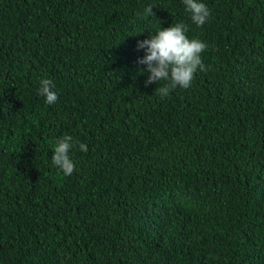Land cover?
<instances>
[{
    "label": "trees",
    "instance_id": "1",
    "mask_svg": "<svg viewBox=\"0 0 264 264\" xmlns=\"http://www.w3.org/2000/svg\"><path fill=\"white\" fill-rule=\"evenodd\" d=\"M200 2L0 0V264H264V0ZM176 23L207 70L161 99L137 44Z\"/></svg>",
    "mask_w": 264,
    "mask_h": 264
},
{
    "label": "clouds",
    "instance_id": "2",
    "mask_svg": "<svg viewBox=\"0 0 264 264\" xmlns=\"http://www.w3.org/2000/svg\"><path fill=\"white\" fill-rule=\"evenodd\" d=\"M185 10L190 13L192 22L199 28L205 25L211 15L207 5L200 0H182ZM145 12L153 16L152 7H147ZM183 23H176L168 28L159 27L155 34L137 44V50H143L144 56L138 59L139 65L146 66L149 73L146 85L166 81L162 87L156 88V93L163 99L176 88L188 89L191 87L198 70L206 71L202 54L207 51L208 45L199 38H189ZM38 94L45 97V103L53 105L58 100L54 91L55 85L51 79L40 80ZM79 150L87 153L88 148L84 143H79ZM75 147L73 138L64 135L57 139L52 148L51 164L58 168L64 176H70L75 165L70 158V151Z\"/></svg>",
    "mask_w": 264,
    "mask_h": 264
}]
</instances>
